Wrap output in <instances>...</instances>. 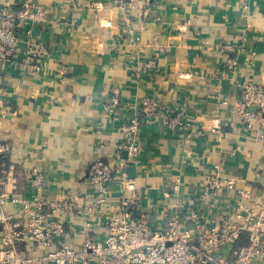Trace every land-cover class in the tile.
Here are the masks:
<instances>
[{
	"label": "crops",
	"instance_id": "1",
	"mask_svg": "<svg viewBox=\"0 0 264 264\" xmlns=\"http://www.w3.org/2000/svg\"><path fill=\"white\" fill-rule=\"evenodd\" d=\"M115 1L38 0L52 20L35 33L52 56L41 71L12 64L0 73V140L18 162L8 191L29 193L36 166L57 182L47 196L62 187L84 201L93 195L91 164L111 162L126 143L123 122L157 100L160 113L140 128L142 153L129 168L138 183L136 218L154 225L197 204L219 164L251 192L245 209L264 201V123L249 126L236 107L245 83L264 85V0H154L143 16ZM22 3L0 0L14 10ZM230 57L235 71L225 64ZM150 60L155 68L143 69ZM116 89L119 105L111 100ZM178 116L192 127L173 130ZM110 201L117 206L119 198ZM228 207L220 195L213 210Z\"/></svg>",
	"mask_w": 264,
	"mask_h": 264
},
{
	"label": "built area",
	"instance_id": "2",
	"mask_svg": "<svg viewBox=\"0 0 264 264\" xmlns=\"http://www.w3.org/2000/svg\"><path fill=\"white\" fill-rule=\"evenodd\" d=\"M153 2L115 1L139 16ZM244 9H249V4ZM51 20L38 0H23L19 10L0 4V73L12 64L24 70L44 69L52 52L35 31ZM141 40V34L136 33L133 41ZM226 50L234 51L232 46ZM225 64L235 71L236 58H227ZM155 66L150 60L143 69ZM119 95L116 89L111 98L114 105L120 104ZM236 107L249 126L264 123V85L245 83ZM145 110L144 116L135 113L121 125L126 143L119 146L114 159L91 164L88 174L93 195L80 196L81 202L62 187L55 198L47 196L56 181L36 166L30 171L29 193L23 196L8 191L18 162L12 144L0 140V264H264V201L245 209L251 192L228 177L223 164L215 167L197 204L186 203L181 211L156 220L154 225L144 217H135L138 183L129 168L142 153L139 130L160 113V104L153 100L146 103ZM170 123L173 130L176 126L192 127L179 116ZM173 187L180 190L179 185ZM114 194L119 198L117 206L110 201ZM220 195L227 198L229 207L216 214L213 208Z\"/></svg>",
	"mask_w": 264,
	"mask_h": 264
},
{
	"label": "water",
	"instance_id": "3",
	"mask_svg": "<svg viewBox=\"0 0 264 264\" xmlns=\"http://www.w3.org/2000/svg\"><path fill=\"white\" fill-rule=\"evenodd\" d=\"M256 111V109H254Z\"/></svg>",
	"mask_w": 264,
	"mask_h": 264
}]
</instances>
